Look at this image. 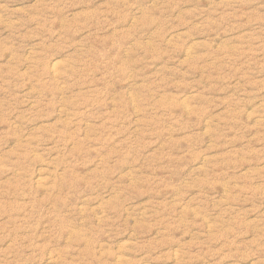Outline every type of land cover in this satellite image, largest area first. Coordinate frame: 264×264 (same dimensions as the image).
Instances as JSON below:
<instances>
[{"label":"rangeland","instance_id":"374dc122","mask_svg":"<svg viewBox=\"0 0 264 264\" xmlns=\"http://www.w3.org/2000/svg\"><path fill=\"white\" fill-rule=\"evenodd\" d=\"M0 264H264V0H0Z\"/></svg>","mask_w":264,"mask_h":264}]
</instances>
